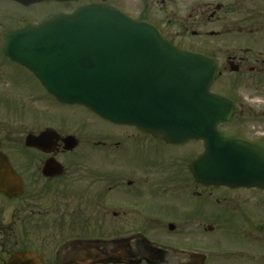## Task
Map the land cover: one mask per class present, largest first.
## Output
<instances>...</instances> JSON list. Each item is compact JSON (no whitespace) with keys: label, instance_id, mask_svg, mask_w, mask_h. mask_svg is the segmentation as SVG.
I'll use <instances>...</instances> for the list:
<instances>
[{"label":"flooded vegetation","instance_id":"obj_1","mask_svg":"<svg viewBox=\"0 0 264 264\" xmlns=\"http://www.w3.org/2000/svg\"><path fill=\"white\" fill-rule=\"evenodd\" d=\"M50 3L0 0V264L23 254L36 264H264V186L196 182L190 165L203 142L170 144L61 105L5 55L8 34L62 14L46 11ZM65 4L75 7L63 14L113 7L214 61L211 91L234 108L221 130L264 143V0ZM67 107L85 114L74 112L75 129L53 119Z\"/></svg>","mask_w":264,"mask_h":264},{"label":"water","instance_id":"obj_2","mask_svg":"<svg viewBox=\"0 0 264 264\" xmlns=\"http://www.w3.org/2000/svg\"><path fill=\"white\" fill-rule=\"evenodd\" d=\"M3 49L60 104L82 106L168 143L202 141L204 152L190 165L196 182L264 186V143L220 129L234 108L210 92L215 63L177 50L154 27L105 5H88L8 34ZM23 255L16 264H36Z\"/></svg>","mask_w":264,"mask_h":264},{"label":"rangeland","instance_id":"obj_3","mask_svg":"<svg viewBox=\"0 0 264 264\" xmlns=\"http://www.w3.org/2000/svg\"><path fill=\"white\" fill-rule=\"evenodd\" d=\"M75 5L73 4H61V3H50L48 8L45 9L46 11L50 12L51 14H56L58 12H61V13H65V11H70L72 9H74ZM36 15H38V11H36ZM189 40V38H188ZM194 41L195 43L200 40L198 43L201 44L203 39L199 38V37H192L191 38V41ZM26 83H28L32 93H34L35 95H37L38 97H40L41 95H43L41 93V90H40V87H38V85L36 84H33L29 81H24ZM17 91H20L19 89ZM16 99V97H15ZM16 102L19 104V102L17 101L16 99ZM24 103V102H23ZM22 103V104H23ZM20 105V104H19ZM53 104L50 103V109H53ZM44 108L42 106H39V109L38 110H43ZM63 109V113H65V116L63 117H59L57 114H54L52 115L53 116V119H55L57 121V125L58 126H63L64 128L66 129H75V125L73 123H70V122H73L74 120H76V118H74L75 115L79 116L81 115L82 117V120L85 118V114L78 108H61ZM76 111V114L74 116H72L74 114V112ZM58 118H60L61 120H58ZM42 122H44V118H41ZM56 125V124H54ZM92 126L94 127L95 126V129L98 131V132H101L104 130V125L101 123H95V124H92ZM234 126H231L229 127V129H233ZM192 147V146H189V148ZM188 148V147H187ZM186 148V149H187ZM185 149V150H186Z\"/></svg>","mask_w":264,"mask_h":264}]
</instances>
